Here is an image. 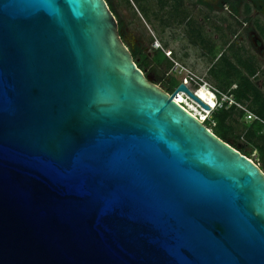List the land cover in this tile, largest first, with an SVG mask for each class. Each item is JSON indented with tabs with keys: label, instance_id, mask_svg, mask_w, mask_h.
Masks as SVG:
<instances>
[{
	"label": "water",
	"instance_id": "1",
	"mask_svg": "<svg viewBox=\"0 0 264 264\" xmlns=\"http://www.w3.org/2000/svg\"><path fill=\"white\" fill-rule=\"evenodd\" d=\"M180 90L107 0H0V264H264V171Z\"/></svg>",
	"mask_w": 264,
	"mask_h": 264
},
{
	"label": "trees",
	"instance_id": "2",
	"mask_svg": "<svg viewBox=\"0 0 264 264\" xmlns=\"http://www.w3.org/2000/svg\"><path fill=\"white\" fill-rule=\"evenodd\" d=\"M109 6L113 10L110 2ZM146 9L147 14L150 9L152 14L154 13L152 3L148 4ZM245 12H251V4H246ZM159 19V23L164 24L163 18L159 17ZM220 22V25H213L215 32L219 33L218 36L208 35L205 32L204 25L196 21L190 28L187 27V38L191 44L199 46L208 57L210 64L206 74L214 84L225 91L233 92L237 99L246 102L253 111L264 118V81L259 85L254 79L260 67L258 55L250 50L244 42L239 43L230 37L235 34L238 25L241 23L236 16L222 17ZM259 28L264 38V26H259ZM132 55L137 65L142 69L146 65L152 64L160 72L164 71L166 73L173 65V62L161 48H156L152 54H148L137 46L132 51ZM165 83L166 91L171 92L180 83V80L169 74ZM191 104L193 108V102ZM188 105L191 107L190 104ZM241 116L242 112L235 107H222L213 112L215 124L212 125L210 122H206V124L212 128L215 134L247 156L252 157L255 152V161L264 169V132L262 131V124L258 120L246 122ZM241 137L245 142H239Z\"/></svg>",
	"mask_w": 264,
	"mask_h": 264
},
{
	"label": "rangeland",
	"instance_id": "3",
	"mask_svg": "<svg viewBox=\"0 0 264 264\" xmlns=\"http://www.w3.org/2000/svg\"><path fill=\"white\" fill-rule=\"evenodd\" d=\"M149 1L150 0H131L130 3L127 2V0H112L116 13L115 16L118 20H122L123 22L124 32L123 35L120 34V36L128 49L131 51L133 48L136 49L139 45V47H141L148 54H152L156 48H159L155 46V42L157 41L162 44L164 48L172 49L176 59H179V61L191 67L198 74L204 75L214 84V82L206 74L210 61L199 46L193 45L189 42L187 38L188 33L186 23L172 22L168 26L159 23L161 13L155 0L152 3L154 5V13L152 14L150 9V12L147 14L146 7L150 4ZM107 2L109 3V0H107ZM226 16L230 17L228 12H213L211 19L206 22V25L205 23H202L204 25L205 32L208 35L212 34L213 36H218L219 33L215 32L213 25H220V19ZM259 17L262 21H264V16L259 15ZM230 19L232 20L233 18L231 17ZM198 20L201 21L199 18ZM239 30H241V26L238 25L235 34H232L230 37L235 40L238 39L239 41L243 40L242 42H244L250 50L254 51L251 47L250 41L248 40L247 34H245L243 30L242 32ZM257 55L260 60V67L258 68L254 79L259 85H261L264 81V58H260L258 53ZM142 70L151 82L155 83L158 87L165 91V81L168 80L169 74L176 76L180 81L188 78L187 73L184 71L170 72V69L168 72L164 73V71L160 72L158 68L153 67L152 64L146 65V67ZM191 102L190 100L186 101V103L190 104L192 107ZM193 109L197 110L195 104L193 105ZM239 140L240 143L245 142L243 137ZM250 158L255 161L256 153L254 152ZM258 165L260 166V164ZM261 169L264 171L263 168Z\"/></svg>",
	"mask_w": 264,
	"mask_h": 264
},
{
	"label": "flooded vegetation",
	"instance_id": "4",
	"mask_svg": "<svg viewBox=\"0 0 264 264\" xmlns=\"http://www.w3.org/2000/svg\"><path fill=\"white\" fill-rule=\"evenodd\" d=\"M159 6L161 16L165 25L172 22L186 23L190 28L196 21L200 23L208 22L213 12H228L229 16H236L241 22L242 30L247 34L252 49L259 54L260 58H264V38L261 34L259 26H264L259 15L264 16V0H155ZM112 11L115 13L112 0H109ZM131 3V0H127ZM150 0L149 3H153ZM251 4V12L246 13V4ZM109 4V3H108ZM162 4V5H161ZM110 7V6H109ZM150 12V11H149ZM237 12V13H235ZM152 13V11H151ZM160 16V17H161ZM241 16V17H239ZM201 20L199 21L198 18ZM118 20V19H117ZM119 33L123 35V22L118 20ZM243 38V37H241ZM255 40L257 42H255ZM237 41L240 43L242 41ZM139 46V45H138ZM135 50L133 48L131 52ZM137 64V63H136Z\"/></svg>",
	"mask_w": 264,
	"mask_h": 264
},
{
	"label": "built area",
	"instance_id": "5",
	"mask_svg": "<svg viewBox=\"0 0 264 264\" xmlns=\"http://www.w3.org/2000/svg\"><path fill=\"white\" fill-rule=\"evenodd\" d=\"M155 46L163 49L167 57L173 62L172 71L186 72L188 78L183 82L186 86L197 95L204 103L208 105L209 109H206L198 101L194 100L186 91L180 90L173 97L178 103H180L189 112L194 114L198 119H200L204 124L206 122L215 124L213 119L214 110L222 107H235L237 110L242 112V119L246 122H252L253 120H258L262 124V131L264 132V118L253 111L246 102L241 101L236 98L235 94L230 91H225L212 82H210L204 75L198 74L188 65L176 59L173 54L172 49H166L162 44L155 42ZM177 87V86H176ZM175 87V88H176ZM172 92V91H171ZM169 92V93H171ZM182 93L185 98H189L195 104L197 110L190 107L185 101H182L176 97L177 94ZM206 126L212 130L210 126Z\"/></svg>",
	"mask_w": 264,
	"mask_h": 264
},
{
	"label": "bare ground",
	"instance_id": "6",
	"mask_svg": "<svg viewBox=\"0 0 264 264\" xmlns=\"http://www.w3.org/2000/svg\"><path fill=\"white\" fill-rule=\"evenodd\" d=\"M176 97L178 98V99H180V100H182V101H187V100H190L189 98H185L184 97V95L182 94V93H179V94H177L176 95ZM194 99V98H193ZM195 100V99H194ZM190 101H192V100H190ZM197 101V100H196Z\"/></svg>",
	"mask_w": 264,
	"mask_h": 264
}]
</instances>
